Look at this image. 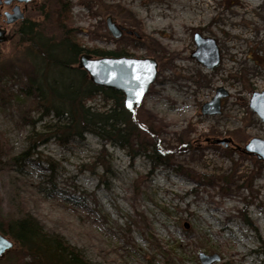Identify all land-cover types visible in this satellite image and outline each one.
Wrapping results in <instances>:
<instances>
[{
    "label": "rangeland",
    "instance_id": "rangeland-1",
    "mask_svg": "<svg viewBox=\"0 0 264 264\" xmlns=\"http://www.w3.org/2000/svg\"><path fill=\"white\" fill-rule=\"evenodd\" d=\"M107 17L124 35L110 34ZM26 20L56 42L70 30L81 54L153 59L157 75L131 114L129 152L105 147L110 172L95 161L103 146L90 134L64 146L47 137L36 155L15 160L43 122L20 93L29 46L17 36L1 44L0 223L28 214L92 264H201L200 253L217 255L214 264H264V162L242 151L264 141L248 107L264 92V0H35ZM195 34L217 44L213 70L192 57ZM218 88L228 93L220 114L202 115ZM143 147L168 160L153 165ZM16 256L6 252L0 264L32 263Z\"/></svg>",
    "mask_w": 264,
    "mask_h": 264
},
{
    "label": "trees",
    "instance_id": "trees-1",
    "mask_svg": "<svg viewBox=\"0 0 264 264\" xmlns=\"http://www.w3.org/2000/svg\"><path fill=\"white\" fill-rule=\"evenodd\" d=\"M65 12L64 9L60 12L62 22L69 20ZM17 37L19 45L29 46L30 58L20 66L27 79L20 93L33 101L39 112L37 122L43 123L42 131L29 133L26 151L15 160L36 155L37 149L48 142L47 137L64 146L71 138L82 139L90 134L103 146L95 161L103 166L105 173L110 172L111 159L109 154H103L105 147H116L128 153L135 132L133 117L124 109L122 94L93 85L79 67L78 59L84 49L70 30L66 29L63 38L56 42L43 35L36 24L27 21ZM85 52L93 58L130 56L103 50L87 49ZM98 98L102 102L101 108L87 105ZM107 104H110L109 108ZM48 117L51 119L45 122ZM142 150L153 165H162L168 160L153 148L143 147ZM245 223L254 228L247 218ZM0 234L13 242V248L8 252H15L18 257L21 254L30 256L31 264H92L81 250L61 236L44 231L28 214L0 223Z\"/></svg>",
    "mask_w": 264,
    "mask_h": 264
},
{
    "label": "water",
    "instance_id": "water-1",
    "mask_svg": "<svg viewBox=\"0 0 264 264\" xmlns=\"http://www.w3.org/2000/svg\"><path fill=\"white\" fill-rule=\"evenodd\" d=\"M18 1L28 3L32 0ZM6 17L8 22L12 20L10 15H6ZM22 17L23 14L15 11L14 19H21ZM106 26L114 38H120L124 31L123 28L115 24V21L111 17H107ZM193 40L196 51L192 54V57L208 70L216 68L220 63V53L215 41L199 34H195ZM5 41L4 32L0 31V43ZM78 64L87 73L93 85L120 92L123 96L124 109L129 114H133L135 109L140 106L157 75V64L150 58L141 59L125 56L93 58L89 55L82 54L78 59ZM137 76H140L141 79L137 80ZM137 92H141L138 100L136 97ZM227 96L228 93L225 90L218 88L212 99L201 106V114L204 116L219 115L221 100ZM129 101L132 102V108L128 107ZM248 107L264 124V92H253L249 99ZM215 143L227 146L230 141L217 140ZM242 151L264 162L263 140L257 138L251 139ZM12 248L13 242L0 234V257ZM198 258L201 264H214L219 262L217 255L206 256L200 253Z\"/></svg>",
    "mask_w": 264,
    "mask_h": 264
},
{
    "label": "flooded vegetation",
    "instance_id": "flooded-vegetation-1",
    "mask_svg": "<svg viewBox=\"0 0 264 264\" xmlns=\"http://www.w3.org/2000/svg\"><path fill=\"white\" fill-rule=\"evenodd\" d=\"M34 1L35 0L24 3L18 0H0V31L4 32V38L6 39V41L0 43V45L18 36L21 27L27 22L26 13ZM15 11L19 14H23V17L21 19H14ZM6 15H10L12 20L8 22ZM124 33L125 31L122 32V35H124Z\"/></svg>",
    "mask_w": 264,
    "mask_h": 264
},
{
    "label": "snow or ice",
    "instance_id": "snow-or-ice-1",
    "mask_svg": "<svg viewBox=\"0 0 264 264\" xmlns=\"http://www.w3.org/2000/svg\"><path fill=\"white\" fill-rule=\"evenodd\" d=\"M136 79H137V80H140L141 77H140V76H137ZM141 91H142V90H141ZM140 94H141V92H137V93H136L137 100L139 99ZM128 107H129V108H132V102H131V101H129V103H128Z\"/></svg>",
    "mask_w": 264,
    "mask_h": 264
}]
</instances>
